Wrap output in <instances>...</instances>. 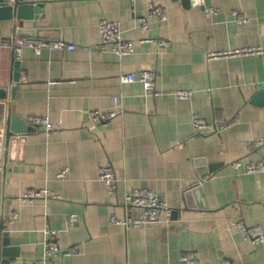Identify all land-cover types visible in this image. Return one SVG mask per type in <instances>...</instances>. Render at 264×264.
<instances>
[{
  "label": "crops",
  "instance_id": "0c3cea01",
  "mask_svg": "<svg viewBox=\"0 0 264 264\" xmlns=\"http://www.w3.org/2000/svg\"><path fill=\"white\" fill-rule=\"evenodd\" d=\"M30 1L39 7L33 19L0 20V88L8 92L0 124L8 129L15 116V129L24 130L8 140L0 172V264L42 260L46 228L60 231L61 252L49 264H185L188 250L199 253L195 264H264V243L254 244L236 225L264 230V172L244 170L264 153L248 150L249 141L264 139V53L210 58L264 49V0ZM151 4L165 10L164 21L149 16ZM103 19L120 22L131 54L102 46ZM15 35L61 39L76 49L25 48L16 68ZM148 38L170 44L161 48ZM144 70L156 72V95L120 79ZM179 90L193 94L181 99ZM118 95L121 114L90 120V111L117 110L111 97ZM195 115L236 122L198 134ZM30 116L48 117L54 131L31 126ZM235 161L243 166L233 167ZM104 165L117 179L115 193L100 178ZM31 189L53 196L23 200ZM133 189L164 196L174 209L171 221L131 229L113 223V216L141 214L126 205Z\"/></svg>",
  "mask_w": 264,
  "mask_h": 264
},
{
  "label": "built area",
  "instance_id": "2783aa9c",
  "mask_svg": "<svg viewBox=\"0 0 264 264\" xmlns=\"http://www.w3.org/2000/svg\"><path fill=\"white\" fill-rule=\"evenodd\" d=\"M209 14H214L216 11L212 8H207L206 10ZM149 16L159 18L160 21L166 19V12L163 8L157 7L153 4L149 8ZM239 21H242V18H238ZM141 24V29L146 31L148 29V21L145 18L139 19ZM100 34H101V43L103 47L111 46V49L114 53L119 56L129 55L133 52V44L130 41H127L122 34L121 24L118 21H112L108 19H103L100 22ZM143 41H149L157 43L159 47H166L170 43L165 40H158L154 38L144 39ZM13 50L14 61L21 59L23 49L30 48L33 49L36 53H40L44 49L49 50H75L76 46L73 44H68L61 39H45V38H36V37H27L24 35H15V38L11 44ZM264 49L261 48H243L236 49L235 51L230 52H221L213 53L210 55V58H219V57H229V56H244L250 54H262ZM122 83H132L139 81L143 84L144 89L148 93L157 94L156 91V72L153 70H144L141 71L138 75L135 73L122 74L120 77ZM190 90H179L176 92V95L181 99H188L192 95ZM112 102L114 103L117 110L109 111L107 113H102L99 111H90L89 118L92 122H101L106 123L113 119L115 116L121 114L124 111L123 97L122 95L111 97ZM31 126L38 128L43 127L46 133H51L54 131L55 127L50 122L48 117H38L30 116L28 119ZM236 121L225 122V123H211L204 117L195 115L193 119L194 130L198 134H206L208 132L216 131L220 129H228ZM219 124V125H218ZM7 129L5 123L0 124V172L4 171L7 158ZM264 150V139L251 140L248 142V150L251 152ZM243 166L241 161H235L233 167ZM244 170L248 174L253 173H262L264 172V153L261 158L257 161L250 162L244 165ZM100 178L105 183L108 191L110 193H115L117 189V179L113 172V169L109 165L101 166L100 169ZM68 172V169H64L59 173L58 177H65ZM53 196L52 193L48 190L38 191L36 189H31L23 196V200L28 202H33L38 198H49ZM126 205L130 208H138L141 210V214L137 217L132 215H127L124 219H118L116 216L112 217V222L116 224L123 225L127 229L138 228L142 225L148 223H159L165 222L169 223L173 216L174 209L169 206L167 199L154 193L149 190L144 189H133L128 192L125 197ZM18 217V213H14L11 219V223ZM72 222L75 221L76 216L72 215ZM236 225L240 227L244 235L251 240L254 244L264 243V230L260 226H248L242 221H237ZM3 229L0 226V241ZM60 231L57 229L46 228L44 230L45 235V252L44 257L40 261L34 262H24L23 264H49L51 260L57 253L61 252L57 243V238ZM76 251V248H71L69 250L63 251V255H70ZM199 253L195 250H188L181 255V260L185 264H195L198 262ZM50 264H62L58 261H52ZM223 264H234L233 262L226 260Z\"/></svg>",
  "mask_w": 264,
  "mask_h": 264
},
{
  "label": "water",
  "instance_id": "95a60500",
  "mask_svg": "<svg viewBox=\"0 0 264 264\" xmlns=\"http://www.w3.org/2000/svg\"><path fill=\"white\" fill-rule=\"evenodd\" d=\"M186 1V0H183ZM35 1L30 0H0V20L6 19H17L20 21L23 20H30L34 17V12L39 11V7H37ZM14 62V66L17 68L19 67V62ZM17 72V71H16ZM15 80H17V73L14 75ZM16 90V86L12 87V91ZM8 92L4 88H0V99L6 98ZM17 118L15 116H10L9 125L7 129V137L8 140H15L14 132H24V130L15 129ZM214 169V167H212ZM206 174L202 175L204 179ZM10 261L3 260L2 264H9Z\"/></svg>",
  "mask_w": 264,
  "mask_h": 264
}]
</instances>
